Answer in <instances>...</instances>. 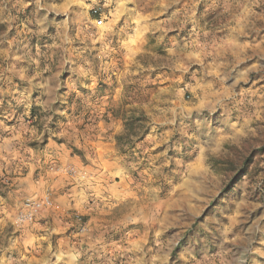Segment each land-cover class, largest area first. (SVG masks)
<instances>
[{
	"label": "rangeland",
	"instance_id": "obj_1",
	"mask_svg": "<svg viewBox=\"0 0 264 264\" xmlns=\"http://www.w3.org/2000/svg\"><path fill=\"white\" fill-rule=\"evenodd\" d=\"M262 147L264 0H0V264H264Z\"/></svg>",
	"mask_w": 264,
	"mask_h": 264
},
{
	"label": "built area",
	"instance_id": "obj_2",
	"mask_svg": "<svg viewBox=\"0 0 264 264\" xmlns=\"http://www.w3.org/2000/svg\"><path fill=\"white\" fill-rule=\"evenodd\" d=\"M45 204L50 205L51 200L49 197L45 200H27L24 203V210L20 213V219L25 221H33L35 216L44 208Z\"/></svg>",
	"mask_w": 264,
	"mask_h": 264
},
{
	"label": "trees",
	"instance_id": "obj_3",
	"mask_svg": "<svg viewBox=\"0 0 264 264\" xmlns=\"http://www.w3.org/2000/svg\"><path fill=\"white\" fill-rule=\"evenodd\" d=\"M262 149H264V147H262Z\"/></svg>",
	"mask_w": 264,
	"mask_h": 264
}]
</instances>
